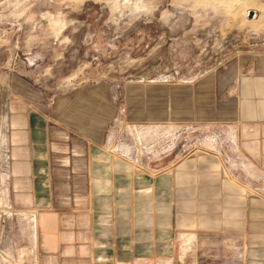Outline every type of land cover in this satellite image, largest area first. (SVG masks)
<instances>
[{
  "label": "crops",
  "instance_id": "0c3cea01",
  "mask_svg": "<svg viewBox=\"0 0 264 264\" xmlns=\"http://www.w3.org/2000/svg\"><path fill=\"white\" fill-rule=\"evenodd\" d=\"M37 98L32 108H7L0 130L8 201L35 231V264L184 260L196 236L208 244L197 261L264 264V52L237 55L193 81L86 86L58 95L51 110ZM121 106L128 124L149 126L139 137L160 126H221L239 167L224 179L216 151L184 158L171 151L137 172L106 151ZM152 241L165 251L142 254Z\"/></svg>",
  "mask_w": 264,
  "mask_h": 264
},
{
  "label": "rangeland",
  "instance_id": "374dc122",
  "mask_svg": "<svg viewBox=\"0 0 264 264\" xmlns=\"http://www.w3.org/2000/svg\"><path fill=\"white\" fill-rule=\"evenodd\" d=\"M252 51L264 52V0H0V130L7 108H32L37 96L51 110L58 95L107 81H193ZM119 109L106 151L137 172L171 151L181 158L216 151L224 179L240 165L221 126H160L139 137L149 126L128 124ZM4 157L0 144V264H35V231L9 204ZM173 241L179 258L182 241ZM204 241L196 236L186 246L187 259L136 264H212L193 258ZM140 251L163 253L165 246L152 241Z\"/></svg>",
  "mask_w": 264,
  "mask_h": 264
},
{
  "label": "bare ground",
  "instance_id": "6f19581e",
  "mask_svg": "<svg viewBox=\"0 0 264 264\" xmlns=\"http://www.w3.org/2000/svg\"><path fill=\"white\" fill-rule=\"evenodd\" d=\"M1 140H2L1 146L5 145V143H6V137H5L4 133L2 134Z\"/></svg>",
  "mask_w": 264,
  "mask_h": 264
},
{
  "label": "water",
  "instance_id": "95a60500",
  "mask_svg": "<svg viewBox=\"0 0 264 264\" xmlns=\"http://www.w3.org/2000/svg\"><path fill=\"white\" fill-rule=\"evenodd\" d=\"M254 16V13L252 11L248 12V19H251Z\"/></svg>",
  "mask_w": 264,
  "mask_h": 264
},
{
  "label": "built area",
  "instance_id": "2783aa9c",
  "mask_svg": "<svg viewBox=\"0 0 264 264\" xmlns=\"http://www.w3.org/2000/svg\"><path fill=\"white\" fill-rule=\"evenodd\" d=\"M3 151H4V153H6L7 151H6V147H3Z\"/></svg>",
  "mask_w": 264,
  "mask_h": 264
}]
</instances>
